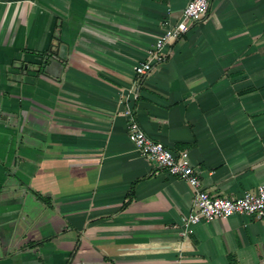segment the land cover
Returning <instances> with one entry per match:
<instances>
[{
    "label": "crops",
    "instance_id": "crops-1",
    "mask_svg": "<svg viewBox=\"0 0 264 264\" xmlns=\"http://www.w3.org/2000/svg\"><path fill=\"white\" fill-rule=\"evenodd\" d=\"M189 1L0 0V264H264V219L182 235L193 189L128 137L188 151L213 197L264 184V0H212L137 85Z\"/></svg>",
    "mask_w": 264,
    "mask_h": 264
},
{
    "label": "built area",
    "instance_id": "built-area-1",
    "mask_svg": "<svg viewBox=\"0 0 264 264\" xmlns=\"http://www.w3.org/2000/svg\"><path fill=\"white\" fill-rule=\"evenodd\" d=\"M211 1L190 0L179 22L166 26L167 29L156 40L147 58L135 66L138 87L150 76L157 65L166 61L165 49L203 19ZM127 133L130 141L144 158L156 163L157 167L169 175L186 181L193 189L194 207L192 212L182 220V235H187L199 223L225 219L235 214L264 219V184L260 185L255 193L247 192L235 198L213 197L202 188L199 172L193 166L188 151H174L154 140L145 133L135 119H130L128 122Z\"/></svg>",
    "mask_w": 264,
    "mask_h": 264
}]
</instances>
